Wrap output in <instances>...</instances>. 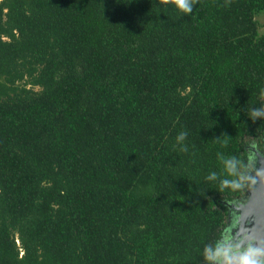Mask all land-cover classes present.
<instances>
[{
    "label": "trees",
    "instance_id": "obj_1",
    "mask_svg": "<svg viewBox=\"0 0 264 264\" xmlns=\"http://www.w3.org/2000/svg\"><path fill=\"white\" fill-rule=\"evenodd\" d=\"M263 12L0 0V264H212L264 143Z\"/></svg>",
    "mask_w": 264,
    "mask_h": 264
},
{
    "label": "water",
    "instance_id": "obj_2",
    "mask_svg": "<svg viewBox=\"0 0 264 264\" xmlns=\"http://www.w3.org/2000/svg\"><path fill=\"white\" fill-rule=\"evenodd\" d=\"M250 150L254 152L253 147ZM247 176V182L250 177L252 178L249 188L246 186L247 189L245 188L240 198L227 204L228 213L231 210H233V213L230 218L228 216L226 227L229 229V224L231 227L236 223L241 225L245 228L242 232L245 233L244 244H248L247 246L252 248H264V159L257 155L255 157L253 153L248 160ZM220 248H224V245H221ZM246 250L241 251V253ZM241 253L231 254V256L236 257ZM221 258L222 260L219 259V263L224 264L225 259L223 256Z\"/></svg>",
    "mask_w": 264,
    "mask_h": 264
},
{
    "label": "clouds",
    "instance_id": "obj_3",
    "mask_svg": "<svg viewBox=\"0 0 264 264\" xmlns=\"http://www.w3.org/2000/svg\"><path fill=\"white\" fill-rule=\"evenodd\" d=\"M160 4L168 5L171 4L179 13L188 15L192 13L193 6L197 0H158ZM257 116H264V108L260 110L253 111L251 117L253 120ZM186 133L182 132L177 136V142L183 141ZM225 170L227 174L231 177H236L234 179H225L221 181V190L224 188H230L232 190H239L243 187L240 178L237 175V161L234 159H226L224 161ZM215 174L209 177V179H214ZM224 251L217 246L215 249L213 247H206L204 249V258L207 262L218 261L220 257L224 256ZM264 248H252L249 247L246 251L242 252L239 256L232 257L227 256L224 264H264Z\"/></svg>",
    "mask_w": 264,
    "mask_h": 264
},
{
    "label": "rangeland",
    "instance_id": "obj_4",
    "mask_svg": "<svg viewBox=\"0 0 264 264\" xmlns=\"http://www.w3.org/2000/svg\"><path fill=\"white\" fill-rule=\"evenodd\" d=\"M254 19L257 23L259 32H264V12L256 15ZM251 147L254 148V152H252L250 150L249 158L254 153L255 157L257 155L258 157L264 159V143L260 148H256L254 144H253V146H250L249 149ZM251 181H252V178L250 177L248 182H247V188H249ZM232 213H233V210L229 211V218L231 217ZM228 227H229V229H227V227H226L223 230V233L221 235V239L219 241L220 247H221V245H224V248H221V249L225 253V255L223 256L225 260L227 259V256H229L231 254H233V255L239 254V253H241V251L246 250L250 247V246H247L248 244H244L243 238L245 236V233H242L245 230L244 227H242L241 225H238L237 223L231 227L229 224ZM236 238H237V240H236ZM262 259H264V257ZM220 260H222L221 257H220ZM220 263H219V260L213 261V264H220Z\"/></svg>",
    "mask_w": 264,
    "mask_h": 264
},
{
    "label": "flooded vegetation",
    "instance_id": "obj_5",
    "mask_svg": "<svg viewBox=\"0 0 264 264\" xmlns=\"http://www.w3.org/2000/svg\"><path fill=\"white\" fill-rule=\"evenodd\" d=\"M263 257H260V259H262Z\"/></svg>",
    "mask_w": 264,
    "mask_h": 264
}]
</instances>
